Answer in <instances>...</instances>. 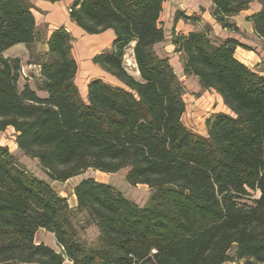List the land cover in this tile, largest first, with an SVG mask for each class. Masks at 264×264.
Returning <instances> with one entry per match:
<instances>
[{
	"label": "trees",
	"instance_id": "1",
	"mask_svg": "<svg viewBox=\"0 0 264 264\" xmlns=\"http://www.w3.org/2000/svg\"><path fill=\"white\" fill-rule=\"evenodd\" d=\"M167 1L74 0L70 19L85 33L115 34L93 63L119 85L94 79L85 101L75 82L73 36L60 28L47 52H36L45 40L34 6L0 0V131L12 128L18 150L55 182L88 170L124 172L129 185L150 190L141 206L89 178L74 187L71 207L0 146V264H264V74L238 59L237 48L246 47L236 39L216 40L210 27L173 29L184 74L229 110L207 120V136L188 129L185 88L156 50L167 41ZM210 1L212 18L231 32H239L234 17L260 5L246 21L264 41V0ZM179 20L189 18L178 12ZM20 44L39 67L35 86L46 98L29 83L20 89L22 62L4 57ZM129 47L139 80L125 67ZM41 229L54 235L59 252L36 244Z\"/></svg>",
	"mask_w": 264,
	"mask_h": 264
},
{
	"label": "rangeland",
	"instance_id": "2",
	"mask_svg": "<svg viewBox=\"0 0 264 264\" xmlns=\"http://www.w3.org/2000/svg\"><path fill=\"white\" fill-rule=\"evenodd\" d=\"M171 1V0H169ZM173 3H170L166 7V10L163 14L164 26H168L167 30V41L165 44H168L171 40V34L173 29V15H176L178 12H182L189 20H182L185 25H188L189 28H186L183 31L179 32H200L206 27H210L211 36L214 39H224L221 38V34H217L219 32V28L216 30L213 29L211 24H207L203 19L205 12L210 10L211 3L210 0H172ZM254 10L253 5L250 7V11L246 13H250ZM246 13H240L236 18L243 22L244 15ZM70 14V13H69ZM198 21H195V20ZM215 26V25H214ZM244 32L242 37L246 39L242 44L246 47V49L252 50H262L264 51V43L254 42L253 39L247 37L250 34L248 31L243 28ZM217 31V32H216ZM216 32V33H215ZM45 36V35H44ZM89 39V38H88ZM98 43V44H97ZM97 43L88 42L83 39H75L73 41V50L72 53L74 57L77 58L79 63L78 66V74L76 76L75 82L80 90L81 97L86 101L87 98V90L89 83L94 79H102L110 84L119 85V83L113 78L104 76L100 70H97L98 67L93 63V60L97 57L96 52L99 50H94L96 46H102L104 44V40H100ZM164 47L160 46L158 52L161 55H164L163 51ZM20 48L14 46L10 48L8 51L9 55H17L20 53ZM242 53L241 51H238ZM237 57L239 56L236 54ZM132 56V47H129L126 51L125 55V63L130 61ZM182 59L174 60V67L179 71L180 66H182ZM125 67L129 74H131L135 79L139 80L140 76L137 74V71L133 69L128 63L125 64ZM264 68V64H263ZM23 79L20 81V89L26 84L30 83L33 89H36L35 83L36 79L39 77V69L32 65H27L25 62L23 65ZM103 75V77H96V75ZM185 88L184 101L186 103V111L184 116V122L196 132L201 134H206V122L214 113H228L226 108L222 105L221 101L217 100V97L212 92H205L201 90L196 82L192 80L190 77H179ZM200 135V134H199ZM16 133L12 128H8L7 130L1 132L0 131V146L7 147L10 153L35 177L46 181L51 185V187L64 198L68 199V202L71 206H74L75 197H74V187L79 184L82 180L93 178L98 182H106L111 184L116 189H118L126 198L134 201L135 203L143 206L149 198L150 190L147 186L137 185L131 186L125 180L124 172H120L118 174H105L94 170H88L85 173L74 177L67 182H55L51 180L39 167L37 161L32 160L26 156H24L16 145ZM90 239L95 238V233L93 231H89L87 235ZM37 243H44L47 245H51L55 248L57 252L60 251V248L56 246V242L54 241V237L51 233L47 231H40L37 235Z\"/></svg>",
	"mask_w": 264,
	"mask_h": 264
},
{
	"label": "crops",
	"instance_id": "3",
	"mask_svg": "<svg viewBox=\"0 0 264 264\" xmlns=\"http://www.w3.org/2000/svg\"><path fill=\"white\" fill-rule=\"evenodd\" d=\"M31 2V4L34 6V9L32 11L33 13V16L35 18V21H36V25L38 27V29L42 32L43 36H44V40L45 42L44 43H40V44H35L34 45V49L36 52H41V53H45L47 52L48 50V47H47V44H46V41L49 39V37L51 36V34L60 29V28H65L72 36L73 38L75 39H83V40H87L88 42H95L97 43L98 41L100 40H104V44L100 47V46H96L94 48V50H99L96 52V55H100L102 53H104L106 50H110L111 47H112V43L115 39V34L112 30H108L106 32H104L103 34H100V35H88L87 33H85L81 28H79L73 21H71L70 19V14L68 12V10L72 7L73 3H74V0H63V1H60V2H56V3H52V2H49L47 0H29ZM170 3H173V1H167L165 4H164V7H163V13L161 15V22L163 23V27L165 29V33H166V40H167V28L169 25L167 26H164V21H163V14H164V11L166 10V7L169 5L170 6ZM211 3V9L210 10H207L205 12V15L203 16V19L205 20V22L208 24H211V26L213 27L214 30H216L217 28H219V32H217V34H221V38H224V39H227V38H232V39H236L238 40L241 44L243 42L246 41V39H244L242 37V34H243V28H245L248 33L250 34L249 38L253 39L254 42H259V43H264L263 40L259 39L255 34H254V31H253V28H252V24L248 21H246V18L247 17H250L252 16L253 14H255L256 12H258L260 10V5L258 4H253V7H254V10L251 11L250 13H246L249 10H246V11H243L242 13H246V15H244V20L243 22H241L240 20H238L236 17L233 18V21L237 24L238 28H239V32H231V31H228V30H225L223 29L219 24H217L215 22V20L212 18V11H213V4L212 2L210 1ZM181 12V11H180ZM182 24L184 25L185 23L182 22V20H179L175 23V15H173V29L177 32V33H184V32H179V31H183L185 30L186 28H189L188 25H185L184 27L182 26ZM215 25V26H214ZM172 29V31H173ZM191 31L189 32H186L184 34H188L190 33ZM215 32V33H216ZM89 38V39H88ZM98 44V43H97ZM17 48H20V55L18 56L17 55H9V49L7 51H5L4 53V57L7 58V59H15V58H18L21 60L22 62V66L24 65V63L26 62L27 65H32V66H35L39 69L38 65H36L35 63H30V51H29V48L28 46L24 45V44H20V45H16ZM160 46H163L164 49L163 51L165 52L164 55L162 56H165V57H168L169 58V63L170 65L172 66L173 70L175 71L176 75L179 77H190L192 78V80H194V82H196L199 86V88L205 92H212L215 94V96L217 97V100L218 101H221L222 105L226 108V110L228 111L229 113V110L227 109V107L224 105L223 103V100L221 98L220 95H218L215 91H209V90H205L203 89L200 84H199V81L196 77L194 76H186L184 74V68H183V64L182 66H180V69L179 71L174 67V60H181V56L180 54H176L175 53V47L171 44V42H169L168 44H165L162 43V44H159L156 46V50H158L160 48ZM238 51H241L242 53H239ZM236 54H238V59L243 62L245 65H247L248 67L252 68L253 70L255 71H258L260 72L261 74H264V68H263V64H264V51L262 50H252V49H244V48H237L236 50ZM73 55V58L75 59V61L77 62V66H79V63L77 61V58L74 57V54L72 53ZM161 55V54H160ZM130 62V63H129ZM127 61L126 63H129L131 67H133V69H135L136 71L138 70L137 69V66H136V63H135V59H134V54H133V50H132V56H131V59L130 61ZM125 63V64H126ZM127 65V64H126ZM98 69L97 70H100L104 76H108V77H111L109 74H107L106 72H104L99 66H97ZM78 74V72H77ZM139 75V73H137ZM103 75H96V77H103ZM77 76V75H76ZM140 76V75H139ZM30 87L32 88L31 84L29 83ZM33 89V88H32ZM36 90V89H34ZM37 94L40 98H46L47 97V94L45 92H39L37 91ZM225 113V112H223ZM215 114V113H214ZM184 116L185 114L183 115V123L184 125L190 129L192 132H194L195 134H200L202 136H207V132L206 134H201L199 132H196L195 130L191 129L185 122H184ZM102 183H106V182H102ZM58 194V193H57ZM63 197V196H62ZM71 206V205H70ZM76 206V201L74 203V206H71V207H75ZM40 231H45V230H39L38 232ZM38 232L35 236V242L36 244H40V243H37V235H38ZM52 234V233H51ZM53 235V234H52ZM54 237V235H53ZM54 241L56 242L55 240V237H54ZM47 245V244H46ZM49 247H51L52 249L55 250V248L51 245H47ZM56 246L58 247L57 243H56ZM225 264H243V263H235V262H228V263H225Z\"/></svg>",
	"mask_w": 264,
	"mask_h": 264
},
{
	"label": "built area",
	"instance_id": "4",
	"mask_svg": "<svg viewBox=\"0 0 264 264\" xmlns=\"http://www.w3.org/2000/svg\"><path fill=\"white\" fill-rule=\"evenodd\" d=\"M68 12L70 13V12H71V9H69V10H68ZM22 75H24V76H25V74H23V71H22Z\"/></svg>",
	"mask_w": 264,
	"mask_h": 264
},
{
	"label": "bare ground",
	"instance_id": "5",
	"mask_svg": "<svg viewBox=\"0 0 264 264\" xmlns=\"http://www.w3.org/2000/svg\"><path fill=\"white\" fill-rule=\"evenodd\" d=\"M129 63H130V62H129ZM126 64H128V63H126ZM137 73H139L138 70H137Z\"/></svg>",
	"mask_w": 264,
	"mask_h": 264
}]
</instances>
